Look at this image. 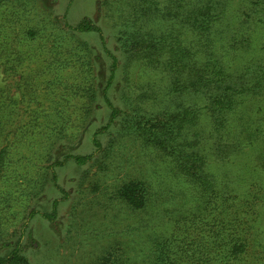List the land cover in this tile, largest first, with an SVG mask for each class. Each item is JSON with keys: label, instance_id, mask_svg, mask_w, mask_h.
Returning <instances> with one entry per match:
<instances>
[{"label": "rangeland", "instance_id": "374dc122", "mask_svg": "<svg viewBox=\"0 0 264 264\" xmlns=\"http://www.w3.org/2000/svg\"><path fill=\"white\" fill-rule=\"evenodd\" d=\"M171 1L156 0L159 11L171 12ZM252 1L230 0L227 22L244 29L239 18L250 16L254 49L249 56L261 67L264 0ZM134 3L138 0H0V151L5 145L10 149L7 165L0 168V257L19 245L29 264H122L129 258L132 264L142 262L140 250L148 233L141 221L150 218L132 210L119 191L129 182H144L158 199L172 176L167 165L159 164L156 152L118 134L126 129L132 110L122 99L123 91L139 96L148 80L159 85V77L143 70L139 58L129 69L130 86L126 85L128 70L123 67L131 52L122 47L125 26L138 16L142 26L149 22L141 4L135 8ZM84 19L102 30L107 49L119 61L109 97L121 110L122 122L115 124L116 131L99 133V150L94 135L109 120L103 90L111 59L97 33L76 30ZM161 25L152 19L150 28L159 30ZM262 88L251 107L259 119L260 141L244 152L249 156L247 167L256 169L260 179L251 191L260 197ZM88 155L93 158L83 166L72 159ZM258 205L256 247L248 246L240 264H264V205ZM205 235L209 241V233Z\"/></svg>", "mask_w": 264, "mask_h": 264}, {"label": "trees", "instance_id": "16d2710c", "mask_svg": "<svg viewBox=\"0 0 264 264\" xmlns=\"http://www.w3.org/2000/svg\"><path fill=\"white\" fill-rule=\"evenodd\" d=\"M158 4L156 0L134 3L149 22L142 26L140 16L132 19L125 26L122 45L131 52L123 67L128 70L126 85L130 86L129 69L136 58L143 70L159 77V85L148 80L139 96H132L130 89L123 91L122 99L132 110L126 129L118 134L137 140L141 149L152 150L153 155L156 152L157 161L167 165L172 176L158 199H153L144 182H129L119 191L132 210L150 218L141 221L148 234L140 264H240L248 246L256 247L258 203L264 205V194L260 197L251 191L260 179L256 169L247 167L249 156L244 154L260 141L259 119L251 107L264 87V66L257 67L249 56L254 41L250 16L244 13L239 18V26H244L239 29L236 22H227L230 0H172L171 12L159 11ZM152 19L162 23L159 30L150 28ZM76 30L97 33L111 59L103 90L109 120L94 135L99 150V133L115 130V124L122 122L121 110L109 97L119 61L93 22L84 19ZM9 153L5 145L0 168L7 165ZM259 154L264 158V147ZM92 158L72 157L78 166ZM0 264L29 262L16 245L0 257Z\"/></svg>", "mask_w": 264, "mask_h": 264}]
</instances>
